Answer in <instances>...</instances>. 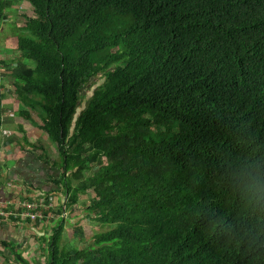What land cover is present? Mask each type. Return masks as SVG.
I'll return each mask as SVG.
<instances>
[{
  "label": "trees",
  "instance_id": "trees-1",
  "mask_svg": "<svg viewBox=\"0 0 264 264\" xmlns=\"http://www.w3.org/2000/svg\"><path fill=\"white\" fill-rule=\"evenodd\" d=\"M15 1L34 17L13 26L15 66L0 57V119L11 77L67 196L20 222L42 264H264V0H0V28ZM68 209L84 247L60 244Z\"/></svg>",
  "mask_w": 264,
  "mask_h": 264
},
{
  "label": "crops",
  "instance_id": "crops-1",
  "mask_svg": "<svg viewBox=\"0 0 264 264\" xmlns=\"http://www.w3.org/2000/svg\"><path fill=\"white\" fill-rule=\"evenodd\" d=\"M12 116L17 118L15 114ZM37 124L39 125V123ZM37 124L32 125V127L37 126ZM21 127L25 130H21ZM14 130H16L15 133L18 135L28 131L19 121H11L7 108L4 106L0 119V207L9 211H16L20 201L37 199L39 201L51 202L55 208L62 204L63 209H65L63 186L57 184V180L61 175L59 168L60 160L46 161L42 158L44 156L40 157L37 154H33L31 148L16 144ZM41 146V150L45 152L49 148L46 145L41 144ZM81 202L84 201L80 200ZM68 213L69 211L63 213L62 218L66 220ZM83 218L84 216L80 215V217L71 220L68 218L67 220L70 223L73 221L74 226H77L82 223ZM57 219V216H55V222ZM79 221L81 222L79 223ZM14 222L10 219L4 222L0 231V240L14 243L21 250L22 256L28 258L26 256L28 248H33L34 246L36 248L35 233L32 231L36 229L32 225L26 224L25 221L22 223H20L21 221ZM66 223L68 222L66 221ZM86 224L88 223H85L84 226ZM52 225L49 222L45 226L44 231L48 230ZM44 231L37 232V235H41ZM22 241L25 242L24 245L27 244V248L24 245L21 248L19 247Z\"/></svg>",
  "mask_w": 264,
  "mask_h": 264
},
{
  "label": "rangeland",
  "instance_id": "rangeland-1",
  "mask_svg": "<svg viewBox=\"0 0 264 264\" xmlns=\"http://www.w3.org/2000/svg\"><path fill=\"white\" fill-rule=\"evenodd\" d=\"M6 15H7V17H5V19L3 21V25L0 28V57L1 56L4 57V59L6 60L5 61L6 65H9L8 67L12 68L15 66L16 62L19 59V53L16 49L17 39H16L15 35H13L14 31L12 30L13 26L14 25L16 26L17 24L23 25L28 17H34V10H33V7L30 5V3L26 2V1H21V2L15 1V2H13V7L8 10ZM101 79H102L101 75H98L95 78H93L91 81L86 83L84 85V87L81 88L79 106L77 109L78 113L84 108L87 99L91 96V94L95 90L96 86L102 82ZM1 83L3 84V87H1V92L4 94V97H5L4 98V104L5 105L4 104L3 105L6 106L7 111H8V115L10 116L11 121H19V123H22V125L24 127H26L28 130L26 133H23L20 135L15 133L16 130H14L15 143L20 144L22 147L25 146L26 148H31V152L33 154H35V155L37 154L40 157L44 156L42 158L46 161L58 160L59 156H58V151H57L56 146L49 141V139L46 137L45 134H44V136H42L43 135L42 131L39 129V125L41 124L40 119L36 117L35 120L38 121L37 123H39V125L37 124V126L32 127V124L30 122L22 119L21 117H18L17 112L21 111L22 109H25V107L22 103L19 104V102H14V100H13V98L16 95H15V92H11L12 78L6 77L3 80H1ZM39 112H41V111L39 110ZM14 114L17 118L12 116ZM35 114L37 115L36 111H35ZM76 117H77V115L75 116V118ZM41 144L49 146V148L46 149L47 150L46 152L41 150V148H40ZM88 174H90V173H88ZM67 175H68V173H67ZM66 197L67 196H65V198H64L65 204H66V200H67ZM93 197H94L93 191L89 190L86 195L81 196V200L84 201V203H88ZM78 205H79V207L76 205V206H74V208L76 210H78V208H79V210L75 211V212L80 213L79 211L82 210V208H84V207H82L83 203L81 204V206H80V204H78ZM68 211H69V209H68ZM70 212L71 211H69V213ZM69 213H68V215H69ZM82 215L85 217V214H82ZM66 221L68 223H65V226H64L65 231H64L62 238H61V241H60L61 246H64L67 249H70L71 246H74V245H80L81 247H84L85 244H83L82 242H79L78 237H76V236H72L71 241L69 243L70 239L68 236H70L73 232L74 222L72 221L70 223L69 220H66ZM83 231L85 232L84 243L89 244V243H91L90 240H91V237L93 236V234L96 233L97 231H100V230H98L97 225H94L92 222H89V224H87L86 226L83 227ZM65 233H67V235H65ZM24 243L25 242L22 241V243L19 245V247L21 248V246H23ZM68 243H69V245H68ZM14 246H15V244H14ZM26 246H27V244L24 245L25 248H27ZM46 253L47 252L44 251L43 254L45 255ZM26 256L28 257L27 259H31L36 264H42V261L44 260V258H42L40 256L39 249H36L35 246L33 248H28V250L26 251ZM0 264H18L17 261L15 260L14 256H13V253L9 250V248H7V249L2 248V247L0 248Z\"/></svg>",
  "mask_w": 264,
  "mask_h": 264
},
{
  "label": "built area",
  "instance_id": "built-area-1",
  "mask_svg": "<svg viewBox=\"0 0 264 264\" xmlns=\"http://www.w3.org/2000/svg\"><path fill=\"white\" fill-rule=\"evenodd\" d=\"M53 204L50 202L44 201H30L23 200L18 203V207L16 211H5L2 207H0V231L3 227L4 222L10 217L23 221L29 218H36L37 216H41V212L47 209H52ZM20 209V210H19ZM11 220V219H10Z\"/></svg>",
  "mask_w": 264,
  "mask_h": 264
},
{
  "label": "bare ground",
  "instance_id": "bare-ground-1",
  "mask_svg": "<svg viewBox=\"0 0 264 264\" xmlns=\"http://www.w3.org/2000/svg\"><path fill=\"white\" fill-rule=\"evenodd\" d=\"M53 204V203H52ZM55 207V206H54Z\"/></svg>",
  "mask_w": 264,
  "mask_h": 264
},
{
  "label": "clouds",
  "instance_id": "clouds-1",
  "mask_svg": "<svg viewBox=\"0 0 264 264\" xmlns=\"http://www.w3.org/2000/svg\"><path fill=\"white\" fill-rule=\"evenodd\" d=\"M67 218V217H66Z\"/></svg>",
  "mask_w": 264,
  "mask_h": 264
}]
</instances>
